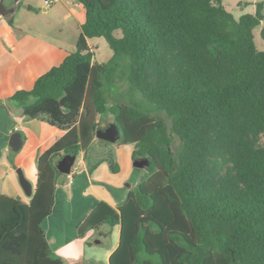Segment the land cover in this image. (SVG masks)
<instances>
[{
  "label": "trees",
  "instance_id": "1",
  "mask_svg": "<svg viewBox=\"0 0 264 264\" xmlns=\"http://www.w3.org/2000/svg\"><path fill=\"white\" fill-rule=\"evenodd\" d=\"M74 1L85 11L75 51L10 98L64 134L39 156L28 204L0 195V264H64L41 226L63 177L56 161L85 151L106 113L116 143L147 166L117 212L95 201L79 237L119 225L109 264H264V51L253 34L264 2L235 19L223 0Z\"/></svg>",
  "mask_w": 264,
  "mask_h": 264
},
{
  "label": "crops",
  "instance_id": "2",
  "mask_svg": "<svg viewBox=\"0 0 264 264\" xmlns=\"http://www.w3.org/2000/svg\"><path fill=\"white\" fill-rule=\"evenodd\" d=\"M0 3L7 9L13 6L12 0ZM19 3L14 5L17 12ZM26 3V13L17 21L13 14L0 15V195L28 204L36 188L37 160L64 132L45 121L25 119L10 98L18 91L31 89L38 77L75 51L85 11L74 0H26ZM35 7L38 13H33ZM68 26L78 33L74 44L66 39ZM107 128L103 116L99 129ZM13 133H19L21 139L15 152L9 145ZM132 151V145L95 138L85 151L75 155L70 169L72 182L68 183L63 175L54 192L52 211L41 223L52 258L61 259L64 264H109V256L118 246L119 225H103L81 237L78 229L95 201L117 212L127 193L137 185L142 171L133 166ZM17 169L31 186L29 196L19 184Z\"/></svg>",
  "mask_w": 264,
  "mask_h": 264
},
{
  "label": "rangeland",
  "instance_id": "3",
  "mask_svg": "<svg viewBox=\"0 0 264 264\" xmlns=\"http://www.w3.org/2000/svg\"><path fill=\"white\" fill-rule=\"evenodd\" d=\"M260 1L261 0H249V1L223 0V6L229 13L233 15L235 19H238L241 15H244V14H254L256 4L259 3ZM262 1L264 2V0ZM18 7H20L19 12H17L18 11V8H17V10L13 9L9 13V15L13 14L15 21H17V19L20 18L22 14L26 13L25 10L28 7L26 0H20ZM38 12H39L38 7H35L33 13H38ZM253 34H254V42H255L257 49L264 51V20L261 22L259 26H257L253 30ZM77 35L78 33L75 32V29L73 27H69V26L67 27L66 29L67 41L72 42L74 44ZM88 43H89V46L94 50L96 62L104 63V62H107L111 58L112 52L103 38H94V39L89 40ZM104 119L107 125L111 123V117L109 116L108 113L104 115ZM141 171L143 174L144 170L141 169Z\"/></svg>",
  "mask_w": 264,
  "mask_h": 264
},
{
  "label": "water",
  "instance_id": "4",
  "mask_svg": "<svg viewBox=\"0 0 264 264\" xmlns=\"http://www.w3.org/2000/svg\"><path fill=\"white\" fill-rule=\"evenodd\" d=\"M17 2H20V0H12L13 6L10 9H7L3 3H0V15L4 16L10 13L14 9V5ZM96 138L104 142L115 143L119 139V131L113 123H110L107 129L105 130L98 129L96 131ZM9 145L12 147V151L14 152L20 148L21 139L19 133H13L10 136ZM74 160H75V155H71V154L64 155L62 158L56 161V167L58 171L62 175L68 174L74 163ZM133 166L135 168L142 169L143 167L147 166V162L145 159H137L133 161ZM16 173L18 176L20 186L22 187L25 194L29 196L31 194L30 184L23 177V174L20 169H17Z\"/></svg>",
  "mask_w": 264,
  "mask_h": 264
},
{
  "label": "built area",
  "instance_id": "5",
  "mask_svg": "<svg viewBox=\"0 0 264 264\" xmlns=\"http://www.w3.org/2000/svg\"><path fill=\"white\" fill-rule=\"evenodd\" d=\"M47 3L48 1H45V4ZM66 178H67L68 183H71L72 182V172H69L68 174H66Z\"/></svg>",
  "mask_w": 264,
  "mask_h": 264
}]
</instances>
